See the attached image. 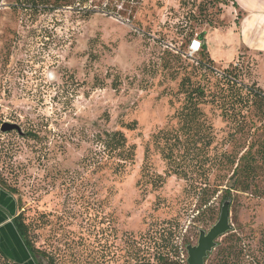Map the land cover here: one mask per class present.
<instances>
[{"label":"rangeland","instance_id":"rangeland-1","mask_svg":"<svg viewBox=\"0 0 264 264\" xmlns=\"http://www.w3.org/2000/svg\"><path fill=\"white\" fill-rule=\"evenodd\" d=\"M182 2L0 0V127L26 134L0 132V182L44 261L186 262L218 219L232 160L264 142V54L237 88L202 73L199 55H176L204 28ZM113 131L132 146L118 174L102 147ZM255 183L257 195L232 192V230L205 264H264V165Z\"/></svg>","mask_w":264,"mask_h":264},{"label":"trees","instance_id":"trees-1","mask_svg":"<svg viewBox=\"0 0 264 264\" xmlns=\"http://www.w3.org/2000/svg\"><path fill=\"white\" fill-rule=\"evenodd\" d=\"M133 2L134 0H126V2ZM183 4L185 6H188V12L189 14L196 15V12L199 14V19L203 27H218L222 26L223 18L221 17L222 14L226 13V8L230 4L231 0H182ZM63 6H67L66 4ZM124 8V11H123ZM131 8L127 5L122 4V10L120 13L125 14L127 11H130ZM218 18V19H217ZM129 20V19H127ZM220 20V21H219ZM130 21V20H129ZM202 31H200L199 34H193L192 32L189 34L190 39L186 45V49L183 54H179L176 52V55H178L180 58H186L185 53L187 51V47L190 43V41L194 38L200 40V36ZM202 44V43H201ZM199 55V59L194 63L195 67L198 68V70L202 71V73H210L216 78H218L220 81L224 82L227 86L230 88H237L240 87V84H238L239 79L238 75L242 71L241 66L244 65L246 68H251L250 61V55L247 54L244 51H241L235 58V62L226 65V66H220L222 69H216L215 68V62L211 60L209 55L201 48L200 52L197 54ZM246 64V65H245ZM220 65V64H219ZM222 65V64H221ZM243 69V70H244ZM240 89V88H239ZM246 91H248L245 88ZM192 93L203 94V91L201 88H197ZM248 94H251L253 96H256V92H252L251 90L248 91ZM192 95L189 96V99H191ZM191 102L193 100L191 99ZM195 105V103H194ZM196 109V108H195ZM197 115V110L195 111ZM12 132V131H10ZM19 136L24 137L26 134H19L17 131H15ZM27 135L30 137H35V134H32V132H29ZM98 139L101 140V136H98ZM102 147H103V153L106 156V159L111 164L112 169H114V173L118 174L120 171L123 170V163L128 161L131 158L132 153V146H127V141L125 136L120 131H113V132H105L104 133V139L102 140ZM253 144L249 145L247 149L240 155V157L237 159V161L232 160V169H231V176L230 179L233 181L232 186L226 188L223 191V196L221 200V206L223 203H228V209L230 213V206H231V198H232V192H244L252 191L255 195L258 194L256 180L258 177V172L261 169V167L264 165V142L259 144V148L252 152L253 150ZM206 188V186L204 187ZM0 190L3 191L5 194H7L9 197L12 198V195L14 194V190L8 189L5 187L2 182H0ZM208 199L203 200V202L200 204L199 208L203 204L204 206L208 203ZM221 209V207H220ZM11 224L20 240L21 243L16 242L12 243L10 240L6 238V236L1 235L0 236V259H3L7 261L8 263L12 264H22L21 261L25 260V258H30L32 261L31 264H53L51 260H45V256L42 252H39L35 248V246L32 244L28 237V225L25 223L23 216L21 214L14 215L11 219ZM169 237H171L170 232L166 233ZM188 246V245H187ZM7 247V248H6ZM10 250H9V249ZM11 251L10 253H16L15 259H11L9 257L8 251ZM209 256V254H208ZM158 261L153 264H186V262L181 263L179 261H169L166 258L159 257L157 259ZM207 260V259H206ZM205 260V262H206ZM224 263H227L225 261ZM150 264V263H147Z\"/></svg>","mask_w":264,"mask_h":264},{"label":"crops","instance_id":"crops-1","mask_svg":"<svg viewBox=\"0 0 264 264\" xmlns=\"http://www.w3.org/2000/svg\"><path fill=\"white\" fill-rule=\"evenodd\" d=\"M222 17H227L225 26L205 27L199 38L203 50L213 62L231 63L241 51L253 56L264 54V0H231ZM225 52L235 58L229 62V59L219 60L226 56ZM15 210L13 198L0 190V236H6L13 244L21 243L9 221ZM8 254L16 257L14 252Z\"/></svg>","mask_w":264,"mask_h":264},{"label":"water","instance_id":"water-1","mask_svg":"<svg viewBox=\"0 0 264 264\" xmlns=\"http://www.w3.org/2000/svg\"><path fill=\"white\" fill-rule=\"evenodd\" d=\"M10 131H17L22 134L20 127L16 124L3 123L1 125L0 132L7 133ZM231 230L228 203L225 202L221 206L217 221L210 229L207 232L199 231L197 244L186 246V264H205L208 254L217 245L216 241Z\"/></svg>","mask_w":264,"mask_h":264},{"label":"built area","instance_id":"built-area-1","mask_svg":"<svg viewBox=\"0 0 264 264\" xmlns=\"http://www.w3.org/2000/svg\"><path fill=\"white\" fill-rule=\"evenodd\" d=\"M201 48H202L201 41L194 38L190 41L185 56L188 58H192L193 56H196L200 52Z\"/></svg>","mask_w":264,"mask_h":264}]
</instances>
